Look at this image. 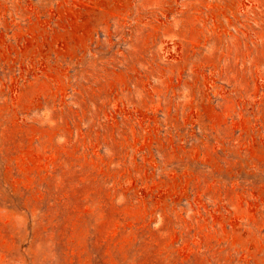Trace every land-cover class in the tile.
<instances>
[{
  "label": "rangeland",
  "instance_id": "374dc122",
  "mask_svg": "<svg viewBox=\"0 0 264 264\" xmlns=\"http://www.w3.org/2000/svg\"><path fill=\"white\" fill-rule=\"evenodd\" d=\"M0 264H264V0H0Z\"/></svg>",
  "mask_w": 264,
  "mask_h": 264
}]
</instances>
